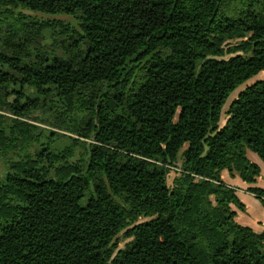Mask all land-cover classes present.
<instances>
[{"label":"trees","instance_id":"trees-1","mask_svg":"<svg viewBox=\"0 0 264 264\" xmlns=\"http://www.w3.org/2000/svg\"><path fill=\"white\" fill-rule=\"evenodd\" d=\"M262 71L264 0H0V264H264Z\"/></svg>","mask_w":264,"mask_h":264},{"label":"rangeland","instance_id":"rangeland-1","mask_svg":"<svg viewBox=\"0 0 264 264\" xmlns=\"http://www.w3.org/2000/svg\"><path fill=\"white\" fill-rule=\"evenodd\" d=\"M23 12L25 13L24 15H29L30 17L36 18L37 20L50 22V25L47 26V29L45 30V34L47 36V39L43 40L38 35H36V38H38L41 41V45H44V44L51 45L54 42L53 38L59 39V37L55 34L56 30H58V26L53 24L55 21H62L64 23H69L70 25L74 26L77 30L79 29V27L77 25V21L73 17H70V16H66V15L51 16V15L37 14V13H33V12H28V11H23ZM36 38H35V41H36ZM233 43H235V41H233ZM262 79H264V72L263 71L260 72L255 77L247 80L240 87H238L236 90L233 91V93L230 95V97L228 98V100H227V102L223 108V114H222L221 121H220V123L222 125H224V123L226 121L227 111L229 109L230 104L233 102V100L235 98H237V96L241 93V91H243L246 87H248L249 85L255 83L256 81H259ZM28 93L32 95L34 92H33V90H29ZM13 98H14V96H11L9 98V101H11V99H13ZM34 116L35 117H37V116L43 117V114L40 112H36V113H33V117ZM33 123L40 125L45 129L58 131L59 134H70V133H67L65 131H60L58 129L52 128L48 124L43 123L41 121L36 122L34 120ZM65 142L66 141L64 139H60V141H59L60 144L65 143ZM247 155L252 161H254V162L258 161L261 168H262V171H261V173H260L259 177L257 178V181L254 185L264 188V163H262L261 159L258 157V155L256 153H252L251 151H248ZM15 156H16V154H14L11 157H15ZM5 160L6 159L0 158V179L3 177V172H4L5 167H6ZM181 163H182V160L179 159L177 165L170 168V171L167 175V183L170 186L173 185V181H174L175 177L178 176L180 171H181L180 170V164ZM226 181H231L234 184L236 183L235 181H232V179L229 177H226ZM242 191L245 192L246 190L245 191L242 190ZM239 197L241 198V201L246 205L247 209H245V211L239 210V209L237 210V213H238L237 221L242 225L251 227V228L259 230V231H264V206L261 204V202L258 199H256L250 193H244V194L240 195ZM130 239H131L130 237L125 236L124 232L121 233L118 237V242H117L118 249L124 248L125 245L130 241Z\"/></svg>","mask_w":264,"mask_h":264},{"label":"crops","instance_id":"crops-1","mask_svg":"<svg viewBox=\"0 0 264 264\" xmlns=\"http://www.w3.org/2000/svg\"><path fill=\"white\" fill-rule=\"evenodd\" d=\"M256 162V161H255ZM256 163H258L259 164V162L257 161ZM259 166H260V164H259ZM261 167V166H260ZM261 171H262V168H261ZM227 174H224L223 175V177H224V179H225V181H226V177H228V176H226ZM231 179H232V181H235L236 183L234 184L233 182H231V181H226L227 183H229V184H231V185H233V186H238L239 187V190L237 191V193H238V195L240 196V195H242V194H244V193H248V192H246L244 189H247L249 186H251V185H249V184H246V183H243L242 181H240L238 178H232V177H230ZM255 184V183H254ZM253 184V185H254ZM242 188V189H241ZM242 190H244L245 192H243ZM246 206V205H245ZM247 209V208H246Z\"/></svg>","mask_w":264,"mask_h":264}]
</instances>
